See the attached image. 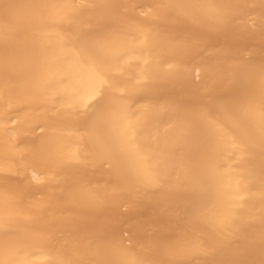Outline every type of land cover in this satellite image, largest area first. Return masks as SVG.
<instances>
[{"label":"bare ground","instance_id":"bare-ground-1","mask_svg":"<svg viewBox=\"0 0 264 264\" xmlns=\"http://www.w3.org/2000/svg\"><path fill=\"white\" fill-rule=\"evenodd\" d=\"M0 264H264V0H0Z\"/></svg>","mask_w":264,"mask_h":264},{"label":"rangeland","instance_id":"rangeland-1","mask_svg":"<svg viewBox=\"0 0 264 264\" xmlns=\"http://www.w3.org/2000/svg\"><path fill=\"white\" fill-rule=\"evenodd\" d=\"M123 1H126V0H123ZM128 1V0H127ZM138 6V5H137ZM140 8V9H139ZM139 10H141L142 9V7H140L139 6ZM145 9V8H144ZM147 11L146 12H148V9H146ZM140 12H142V14H143V12H144V14L141 16V13H140V16L141 17H145L146 16V12L145 11H140ZM196 75H197V73H196ZM40 129H37V133H39V132H41V130L39 131ZM12 176H14V177H16V174H13ZM121 234H122V237L124 238V243L125 244H129L130 242H129V240L127 239L128 238V233L125 231V230H121Z\"/></svg>","mask_w":264,"mask_h":264}]
</instances>
